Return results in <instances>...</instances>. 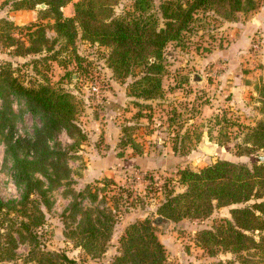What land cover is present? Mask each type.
Wrapping results in <instances>:
<instances>
[{
    "label": "rangeland",
    "instance_id": "rangeland-1",
    "mask_svg": "<svg viewBox=\"0 0 264 264\" xmlns=\"http://www.w3.org/2000/svg\"><path fill=\"white\" fill-rule=\"evenodd\" d=\"M163 1L143 0L136 9L135 0H111L115 17L156 13ZM58 10L64 17L74 15L72 2ZM54 22L55 14L46 3L15 10L11 0H0V68L8 69L24 86L48 83L69 92L77 104L74 124L79 129L68 133L61 127L47 138L52 152L49 160L58 162L60 169L57 175L50 166L44 175L35 171L33 177L41 181L44 194L26 199L22 198L23 183L15 177L11 152L0 135V200L5 205L0 212V264H24L23 257L30 250L64 251L77 264H108L119 253L118 240L127 225L157 218L166 194L185 189L179 181L181 169L197 171L217 160L248 168L253 162L264 164V148L251 139L246 143L247 132L264 120L260 93L264 0H255L248 11H235L231 19L216 9L197 11L182 37L168 41L163 49L156 75L160 88L151 99L136 95L131 88L142 67L134 75L116 78L107 65V46L84 39L79 27L73 42L67 43L55 32ZM195 75L201 80H193ZM0 109L14 123V138L32 141L43 127L40 111H32L26 99L2 80ZM204 139L216 148L215 153L202 151ZM130 142L137 148H131ZM24 154L18 151L19 157ZM254 201L215 207L204 219L153 223L168 261L262 264L257 251L246 262L228 251L211 255L198 245L194 232L198 227L213 228L221 219L231 220L232 208ZM23 203L33 214L41 211L43 215L39 226L33 227V237L12 229L26 220ZM89 207L111 211L113 218L99 257L86 254L69 236L81 211ZM245 233L256 241L263 234L259 230Z\"/></svg>",
    "mask_w": 264,
    "mask_h": 264
},
{
    "label": "trees",
    "instance_id": "trees-1",
    "mask_svg": "<svg viewBox=\"0 0 264 264\" xmlns=\"http://www.w3.org/2000/svg\"><path fill=\"white\" fill-rule=\"evenodd\" d=\"M11 1L15 10L29 9L42 2L48 4L55 14L54 30L67 43L73 42L79 27L84 39L107 46V65L116 78L134 75L135 70L142 67L141 76L131 88L136 95L146 99L158 94L160 80L156 75L161 70L159 60L163 49L168 41L182 37L194 21L197 11L216 9L224 18L231 19L235 11H248L255 6V0H164L156 13L115 17L111 0ZM71 2L74 15L62 16L58 8ZM142 3L143 0H135V8L139 9ZM1 24L11 26L6 20H1ZM0 80L22 95L32 111L39 110L42 114L43 127L36 131L30 141L14 138V123L9 113L0 109V135L13 157L16 180L23 183L22 198L26 199L34 193L42 196L44 190H40L41 181L34 178L33 173L39 171L44 175L47 166H50L53 174L57 175L60 166L58 162L49 160L52 152L47 138L61 127L68 133L79 132L74 124L77 104L69 92L48 83L28 87L22 85L8 69L0 68ZM260 93L264 114V84ZM246 136V143L251 139L254 145L264 148V120L250 129ZM129 145L137 148L134 142ZM21 149L25 154L19 157L18 151ZM61 155L63 153L57 154L59 157ZM256 163L253 162L252 167L248 168L229 160H217L197 171L181 169L179 181L185 184V189L166 194L157 209L160 223L183 218L204 219L215 207L255 199L252 204L232 208L231 220L221 219L213 228L198 227L194 232L198 245L211 255L219 250L228 251L242 256V262H246L251 252L257 251L260 263L264 264V164ZM108 182L111 183L110 180ZM32 202L34 200H31L30 207L34 206ZM21 207L26 220H21L12 229L19 235L26 233L33 237V227L39 226L43 215L41 211L33 214V210L30 211L24 203ZM3 208L5 205L0 200V212ZM154 220L146 217L127 225L118 240L119 253L108 264H173L168 261L163 244L155 234ZM112 225L111 211L98 207L85 208L76 226L69 230V236L86 254L99 257L105 251ZM246 230H259L263 234L256 241L253 235L245 233ZM33 253L30 250L29 256L23 257L24 264H77L64 251L38 250ZM215 264L231 262L219 260Z\"/></svg>",
    "mask_w": 264,
    "mask_h": 264
},
{
    "label": "water",
    "instance_id": "water-1",
    "mask_svg": "<svg viewBox=\"0 0 264 264\" xmlns=\"http://www.w3.org/2000/svg\"><path fill=\"white\" fill-rule=\"evenodd\" d=\"M193 80H195V81L201 80V77L199 75H195L193 77ZM200 147H201L202 151L204 153H206V154H213V153L216 152V148L213 145L208 144V142L205 139L201 143V146ZM160 222L161 221H160V218L159 217L155 218L154 223L160 224Z\"/></svg>",
    "mask_w": 264,
    "mask_h": 264
},
{
    "label": "built area",
    "instance_id": "built-area-1",
    "mask_svg": "<svg viewBox=\"0 0 264 264\" xmlns=\"http://www.w3.org/2000/svg\"><path fill=\"white\" fill-rule=\"evenodd\" d=\"M135 177H136L137 179H139V176H138V175H135Z\"/></svg>",
    "mask_w": 264,
    "mask_h": 264
},
{
    "label": "crops",
    "instance_id": "crops-1",
    "mask_svg": "<svg viewBox=\"0 0 264 264\" xmlns=\"http://www.w3.org/2000/svg\"><path fill=\"white\" fill-rule=\"evenodd\" d=\"M106 168H107V167H105L104 170H107ZM95 171H97V170H95ZM107 171H108V170H107ZM103 173H105V172H103Z\"/></svg>",
    "mask_w": 264,
    "mask_h": 264
}]
</instances>
